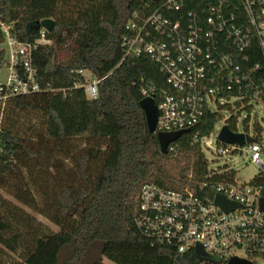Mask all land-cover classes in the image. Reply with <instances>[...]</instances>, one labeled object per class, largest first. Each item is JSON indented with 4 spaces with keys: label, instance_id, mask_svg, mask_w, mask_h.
Returning <instances> with one entry per match:
<instances>
[{
    "label": "trees",
    "instance_id": "16d2710c",
    "mask_svg": "<svg viewBox=\"0 0 264 264\" xmlns=\"http://www.w3.org/2000/svg\"><path fill=\"white\" fill-rule=\"evenodd\" d=\"M145 2L0 0V20L20 42L34 44L41 22L54 21L49 43L33 52L41 91L0 102V264H201L193 251L180 255L175 247L153 244L136 225L145 184L198 193L208 174L203 149L190 134L163 154L148 131L143 89L155 87L157 103L161 92L171 91L159 67L146 56L120 65L124 25ZM3 43L0 32V68L6 64ZM79 70L105 77L97 99L80 87ZM26 118L39 124L26 129ZM218 120L207 111L201 135ZM71 140L85 143L70 151L65 145ZM54 153L71 160L66 180ZM255 181L264 184L261 176Z\"/></svg>",
    "mask_w": 264,
    "mask_h": 264
},
{
    "label": "built area",
    "instance_id": "2783aa9c",
    "mask_svg": "<svg viewBox=\"0 0 264 264\" xmlns=\"http://www.w3.org/2000/svg\"><path fill=\"white\" fill-rule=\"evenodd\" d=\"M0 32L9 54L5 66L10 68L6 82L0 84V102L5 104L10 97L41 91L33 52L49 41L44 27L34 44L20 42L1 20ZM120 46V65L129 58L149 57L171 88L161 92L159 103L155 87L143 89L144 98L154 97L158 106L155 134L188 130L184 134L191 135L192 144L208 149L211 133L202 136L199 126L207 111L217 114L213 103L221 111L226 107L223 102L232 98L240 99L238 105L245 107L264 102V0H146L125 23ZM77 74L85 80L80 87L86 96L97 99L105 77L95 78L85 70ZM228 121L223 126L230 128L234 123L235 129L230 128L234 133L257 141L239 145L217 138V154L238 157L246 153L263 168V148L257 137L238 131L234 115ZM207 171L198 193L189 187L170 190L145 184L136 225L153 244L175 247L180 255L201 247L216 264H227L234 257L255 264L257 257L264 258V184L255 179L239 184L233 174L229 178L231 173L214 181L217 174L208 166ZM259 176L264 179V169ZM217 195L238 207L223 211L215 205Z\"/></svg>",
    "mask_w": 264,
    "mask_h": 264
},
{
    "label": "rangeland",
    "instance_id": "374dc122",
    "mask_svg": "<svg viewBox=\"0 0 264 264\" xmlns=\"http://www.w3.org/2000/svg\"><path fill=\"white\" fill-rule=\"evenodd\" d=\"M5 50V44L2 45ZM9 54L7 52L6 59H9ZM10 73V68L7 66H2L0 68V84L6 82L8 75ZM87 77L91 78V75L87 74ZM240 99L232 98L229 102H223L226 107L222 108L221 111L217 110V104L213 103L211 108L219 115V120L215 125L214 130L211 132L209 138H207L206 145L208 149L203 150V154L205 160L207 161L208 170L210 172H215L216 174H225L231 173L234 175L235 181L239 184H246L254 180L256 177L262 173L264 169V102L259 104H251V107H245V105H238ZM237 109V114L233 113V111ZM24 115V114H23ZM22 115V116H23ZM235 116L237 123L236 128L238 131H249L250 134L255 135L263 148L261 162L263 168L258 164L251 161L249 156L246 153L243 156H219L216 152L218 147L217 138L220 129L222 126L232 117ZM39 120H32L30 118H26L23 120L26 129L32 126H36L39 124ZM84 141L82 140H71L68 142L65 147L70 151H77L78 149L84 146ZM53 160H58L60 164L65 167L64 170V180L69 178V174L72 170L71 160L68 159V156L65 153H61L57 155V153L53 154ZM55 173V169H53ZM77 180L75 174H72L69 183L74 184ZM39 221L46 224L53 232H58L59 228L53 223L49 222L46 218L36 215ZM107 263H110L106 260ZM255 264H264L263 257H257L255 260Z\"/></svg>",
    "mask_w": 264,
    "mask_h": 264
},
{
    "label": "water",
    "instance_id": "95a60500",
    "mask_svg": "<svg viewBox=\"0 0 264 264\" xmlns=\"http://www.w3.org/2000/svg\"><path fill=\"white\" fill-rule=\"evenodd\" d=\"M156 1V0H153ZM41 27H44L48 32H52L54 28V21L52 19H46L41 22ZM140 107L142 108L146 123L148 127V131L150 134H155L157 120H158V106L154 97H146L143 98L140 102ZM189 131H177L172 133H158L156 134L160 148L163 154L168 153L169 146L175 142H177L180 137L184 133H188ZM219 140L225 143H233L244 145V143H256L257 140L251 138L250 136H245L243 134L234 133L229 126L225 125L220 130ZM215 205L220 207L223 211L230 212L238 207L236 203L230 202L226 198L221 195H217L215 198ZM261 206L264 211V199L261 201ZM195 255L200 263H211L212 260L207 258L204 255V252L201 247H197L195 250ZM227 264H252L246 260H241L236 257L232 258Z\"/></svg>",
    "mask_w": 264,
    "mask_h": 264
}]
</instances>
